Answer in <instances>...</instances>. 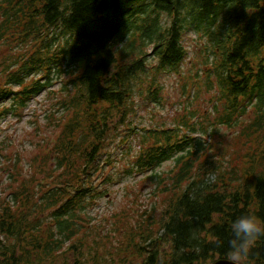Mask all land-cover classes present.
<instances>
[{
    "label": "trees",
    "instance_id": "1",
    "mask_svg": "<svg viewBox=\"0 0 264 264\" xmlns=\"http://www.w3.org/2000/svg\"><path fill=\"white\" fill-rule=\"evenodd\" d=\"M191 31L208 37L213 58L211 129L186 113L138 131L125 171L152 186L153 204L113 213L117 237L101 235L86 214L108 194V142L136 98L159 102L160 76L198 88L181 72ZM54 84L64 91L57 129L24 172L12 164L0 199V264H212L228 259L235 219L264 221V0H0V122ZM254 263H264V238Z\"/></svg>",
    "mask_w": 264,
    "mask_h": 264
},
{
    "label": "rangeland",
    "instance_id": "2",
    "mask_svg": "<svg viewBox=\"0 0 264 264\" xmlns=\"http://www.w3.org/2000/svg\"><path fill=\"white\" fill-rule=\"evenodd\" d=\"M161 22H166V16H161ZM122 45L119 40L114 42L115 47ZM182 45L188 54L181 72L191 78L197 77L201 83L198 88H194L193 82L183 80L184 76H160L158 80L161 93L158 103L147 102L144 97L136 98V114L131 117L125 128L112 135L102 157V163L105 165L104 178H109L108 182H103V186L108 194L86 214L87 219L98 227L101 235L109 233L114 238L117 237L111 233L113 222L110 216L113 213H140L149 210L153 204V197L150 195L152 186L148 185L142 176L129 175L125 171L138 151L135 135L138 131L143 128H172L181 122V115L186 113H191L189 124L211 129L204 117L213 111L209 97L215 92L212 84L208 85L204 77L213 61L208 37L191 31L183 36ZM210 83H213L212 78ZM52 89L53 94H41L32 100L21 114L8 115L0 122V199L8 195L6 185L12 173V164L19 163L24 172L41 141L57 129L56 121L60 111L58 103L64 91L58 93V84H54ZM219 130L225 136L231 135L230 130L222 127ZM172 167L173 161H168L154 173L168 172ZM213 179L214 177H210L209 181ZM113 240L115 246L116 242Z\"/></svg>",
    "mask_w": 264,
    "mask_h": 264
},
{
    "label": "clouds",
    "instance_id": "3",
    "mask_svg": "<svg viewBox=\"0 0 264 264\" xmlns=\"http://www.w3.org/2000/svg\"><path fill=\"white\" fill-rule=\"evenodd\" d=\"M264 238V221L253 215H241L231 224L228 240L229 264H246L258 241Z\"/></svg>",
    "mask_w": 264,
    "mask_h": 264
},
{
    "label": "water",
    "instance_id": "4",
    "mask_svg": "<svg viewBox=\"0 0 264 264\" xmlns=\"http://www.w3.org/2000/svg\"><path fill=\"white\" fill-rule=\"evenodd\" d=\"M212 264H229L228 259H218ZM255 264H264V263H255Z\"/></svg>",
    "mask_w": 264,
    "mask_h": 264
}]
</instances>
